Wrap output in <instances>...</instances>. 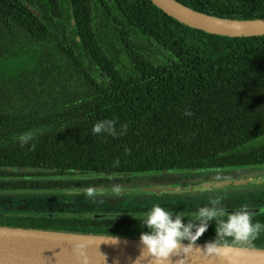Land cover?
<instances>
[{
    "label": "trees",
    "instance_id": "obj_1",
    "mask_svg": "<svg viewBox=\"0 0 264 264\" xmlns=\"http://www.w3.org/2000/svg\"><path fill=\"white\" fill-rule=\"evenodd\" d=\"M107 1L44 0L39 19L0 0V166L66 174L264 163V36L208 34L149 0ZM176 1L219 18H264V0ZM105 119L126 133L94 135ZM26 132L33 138L21 146Z\"/></svg>",
    "mask_w": 264,
    "mask_h": 264
},
{
    "label": "flooded vegetation",
    "instance_id": "obj_2",
    "mask_svg": "<svg viewBox=\"0 0 264 264\" xmlns=\"http://www.w3.org/2000/svg\"><path fill=\"white\" fill-rule=\"evenodd\" d=\"M12 1H18L23 5L24 15L29 17L27 13L30 12L33 17L42 18L44 0ZM107 3L111 5L113 2L107 1ZM4 169L9 168L0 166V181L16 184L0 187V209H2L0 225L50 229L54 225L61 224L96 223L109 230L110 233L121 232L119 237L139 239L141 232L147 229L139 219L133 217L142 216L152 204L159 201L165 209L174 214H189L182 215L187 222L188 219H195L197 209L207 205L211 199L216 197L221 198V206L228 212L239 209L241 205H247L252 213L253 221L264 224V163L228 160L201 168L136 171H150V174L146 176L68 180L51 178L56 175L85 176L95 173L100 175L136 172L76 171L60 174L55 168H53L55 172L40 173H18ZM179 170L198 171L181 172ZM217 177L221 179L217 180ZM21 181L25 183L19 184ZM88 188L96 190L94 197L86 196L84 190ZM3 197L5 198L1 199ZM145 199L151 200L146 201ZM76 204L79 205L75 206ZM88 214L99 216L94 218L70 217ZM34 215L42 216L35 217ZM214 237L215 223L211 222L207 231L197 242L210 241ZM251 248L264 249V231L257 237Z\"/></svg>",
    "mask_w": 264,
    "mask_h": 264
},
{
    "label": "water",
    "instance_id": "obj_3",
    "mask_svg": "<svg viewBox=\"0 0 264 264\" xmlns=\"http://www.w3.org/2000/svg\"><path fill=\"white\" fill-rule=\"evenodd\" d=\"M108 1L113 2L114 0ZM149 1L179 23L208 34L230 38L264 36V18L253 20L219 18L195 11L176 0ZM4 170L18 173L56 171L39 167H12ZM179 171L196 172L198 170ZM149 174L150 171L100 175L95 173L85 176L56 175L51 179L129 178ZM34 193L38 194L39 192ZM98 216L88 214L70 217L94 218ZM113 237L117 239L116 243H113ZM81 243L86 246L87 264H135L141 249L138 238L0 225V264H85L83 259L77 260L73 252V247ZM187 243L184 242L185 245ZM204 244L205 242H196L193 250L187 255L181 252L179 256H173L171 264H180L181 261L183 264H264V249H234L227 252L226 256H217L208 255L195 248L202 247ZM137 264H154V261L151 257H144Z\"/></svg>",
    "mask_w": 264,
    "mask_h": 264
},
{
    "label": "clouds",
    "instance_id": "obj_4",
    "mask_svg": "<svg viewBox=\"0 0 264 264\" xmlns=\"http://www.w3.org/2000/svg\"><path fill=\"white\" fill-rule=\"evenodd\" d=\"M185 115H191L185 112ZM127 131V125L121 126V131L116 130L115 120L97 121L92 128L94 135L106 133L113 137L123 135ZM33 138L32 132L21 134L17 139L21 146ZM220 180V177L216 178ZM87 197L96 195L93 188L85 189ZM220 197L211 199L207 205L197 209L195 219L185 218L180 214H174L165 209L160 203H154L142 214L139 221L147 231L141 232L139 242L141 244L140 255L135 264L144 257H151L154 264H171L173 256H179L181 252L187 255L193 250V246L207 231L211 222L215 223V237L206 241L202 247H195L208 255L226 256L227 252L234 249H247L254 246V241L264 231V224L254 222L252 213L247 205H241L239 209L228 212L222 206ZM113 243L117 239L113 237ZM184 241H188L187 245ZM84 244H76L73 252L77 260L83 259L87 264V254ZM106 258V257H105ZM183 264V261L180 262Z\"/></svg>",
    "mask_w": 264,
    "mask_h": 264
},
{
    "label": "rangeland",
    "instance_id": "obj_5",
    "mask_svg": "<svg viewBox=\"0 0 264 264\" xmlns=\"http://www.w3.org/2000/svg\"><path fill=\"white\" fill-rule=\"evenodd\" d=\"M26 195H27V194H26ZM28 195H29V194H28ZM28 195H27V196H28ZM4 198H5V197H3V198H1V199H4ZM145 200H146V201H150L151 199H149V200H148V199H145ZM157 203H160V202L158 201ZM85 204H87V203H85ZM78 205H79V204H76L75 206H78ZM82 205H84V204H82ZM11 209H12V208H11ZM1 210H2V209H0V211H1ZM13 210H14V209H13Z\"/></svg>",
    "mask_w": 264,
    "mask_h": 264
}]
</instances>
